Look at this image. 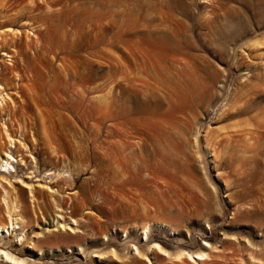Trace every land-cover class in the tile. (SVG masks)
Segmentation results:
<instances>
[{
    "label": "rangeland",
    "instance_id": "374dc122",
    "mask_svg": "<svg viewBox=\"0 0 264 264\" xmlns=\"http://www.w3.org/2000/svg\"><path fill=\"white\" fill-rule=\"evenodd\" d=\"M6 32L0 156L18 172L0 167V249L202 264L208 246L215 264H264V0H0Z\"/></svg>",
    "mask_w": 264,
    "mask_h": 264
},
{
    "label": "bare ground",
    "instance_id": "6f19581e",
    "mask_svg": "<svg viewBox=\"0 0 264 264\" xmlns=\"http://www.w3.org/2000/svg\"><path fill=\"white\" fill-rule=\"evenodd\" d=\"M8 21L6 20L4 23H7ZM10 30L12 29V28H9ZM18 32H21V30H19ZM11 32H6V33H3V34H1L0 33V47H2V46H4V45H6V41H7V35L8 34H10ZM15 34V36H18L16 33H14ZM14 50L16 51V52H18V50L17 49H15L14 48ZM3 54L4 55H9V56H12V54H9V52H7V51H3ZM27 65H28V70H26V71H29V75H33V74H35L34 73V68H33V61H32V59H30L29 60V62L28 63H26ZM0 67H1V64H0ZM18 67V65H17V62H16V60H15V64H14V68L16 69ZM22 76V75H21ZM30 80L31 81H33V78H30ZM31 91V92H30ZM29 91V99H33L35 102H36V92L33 90V88H31V90ZM11 96V95H10ZM10 96H9V93H8V85L5 83V82H2V81H0V100H1V102H2V109H5L6 107H9L10 106V103H9V101H10ZM12 97V96H11ZM12 100V99H11ZM14 101V100H13ZM35 104V106H36V108L38 109V111H37V115H39L40 116V118L39 119H42L43 121L41 122L42 123V126H45V120H46V117L45 116H48V109L46 110V111H44L43 109H41V108H39V103L37 102V103H34ZM19 107H20V109H22V106H20L19 105ZM24 108H28V104L26 103V105H24L23 106ZM22 113H23V111H22ZM11 115H14L13 114V111H12V114H10V118H13V116L11 117ZM38 119V120H39ZM35 120L33 119L32 120V122H34ZM34 123H36V122H34ZM3 124L5 125V131H6V133H7V136H8V138L12 141L13 140V137H12V135H13V133L10 131V128L7 126V122H3ZM47 126V125H46ZM44 129V133H48V131H47V127L46 128H43ZM51 135V134H50ZM10 141V142H11ZM14 141V140H13ZM54 142V141H53ZM52 142V143H53ZM11 143H13V142H11ZM4 147V142H2V140H1V138H0V153H1V148H3ZM3 150V149H2ZM5 154H6V156H7V158L5 159V162H3L2 161V158H1V156H0V167L3 169V167H5L2 171H12V170H15V171H17L18 169L16 168V165H13L12 164V162H11V159H13L14 160V152H9V151H7V152H5ZM39 169H36L35 171H38ZM1 171V172H2ZM18 172V171H17ZM39 172V171H38ZM2 174H4V173H2ZM5 175V174H4ZM12 175L13 176H15V177H17V174L16 173H12ZM3 177V176H2ZM6 178V177H5ZM2 179V178H1ZM9 181V180H8ZM1 182V181H0ZM11 182V181H10ZM10 184V183H9ZM7 189H5V191H6ZM12 190V189H11ZM9 194H10V192L8 191H6L5 192V194L3 195V201H5V202H7L8 201V198L10 197L9 196ZM10 202H12L11 200H10ZM9 202V203H10ZM14 202V201H13ZM12 202V203H13ZM15 203V202H14ZM16 204V203H15ZM14 204V205H15ZM6 205H7V203H6ZM12 205V204H11ZM18 206V205H17ZM7 207V206H6ZM12 206H10V208H11ZM14 207V206H13ZM13 207H12V209H13ZM9 208V207H8ZM9 208V209H10ZM7 209V208H6ZM16 209V206H15V208L13 209V210H15ZM10 211V210H9ZM12 211V210H11ZM16 212V211H15ZM8 213H11V212H8ZM14 213V212H13ZM19 213V212H18ZM1 215V214H0ZM9 216V219H10V223H8V225L6 224L5 226H6V228L5 227H2L3 228V230H2V232L4 231L5 232V229H7V232H10L9 230H13V229H17V223L16 222H13V218L11 217V214H9L8 215ZM16 216V215H15ZM18 217V216H17ZM19 217H21V216H19ZM59 217L61 218V219H63L61 222H60V226L61 227H66L67 229H69V230H71V231H73V232H75V231H77V227H68V226H66V225H64L63 224V222H64V216L63 215H59ZM19 219V218H18ZM23 219V218H22ZM66 219V218H65ZM15 220H17V219H15ZM71 221L72 222H74L76 225H77V221H76V219H71ZM3 226V225H2ZM1 228V227H0ZM19 228V227H18ZM76 233V232H75ZM0 235H2V234H0ZM4 235V234H3ZM154 247H155V251H154V254H156V257H157V259H158V261L160 262L161 260H159V258L160 257H163L165 254H163L164 253V251L165 250H163L162 249V247L160 246V245H158L157 243L154 245ZM207 248H208V246H207ZM207 248H203L202 249V251H199L198 253H197V255H198V257H199V259L201 260V263L202 264H215L216 263V261L214 260V259H211V257H210V254H208V253H206L205 252V250H207ZM205 249V250H204ZM168 251V250H167ZM137 252L140 254V255H144V251H142V250H139L138 249V247H137ZM163 252V253H162ZM211 252V251H210ZM146 253V252H145ZM166 253V252H165ZM186 253V252H185ZM183 251H181V252H178V254L176 255V261H174V264H182V261L185 259V257L183 258L182 257V255L183 254H185ZM234 254V253H233ZM169 257L168 258H170V254L168 253L167 254ZM185 255H188V256H190V257H192V254L190 253V252H187ZM210 257V259L211 260H207V259H205V258H203V257ZM102 257V256H101ZM136 258H140V257H137L136 256ZM214 258V257H213ZM180 260V261H179ZM0 261H4V262H7L8 264H28L23 258H19V257H16V256H14L12 253H10L9 251H7V249L5 250V249H0ZM159 264H161V263H159Z\"/></svg>",
    "mask_w": 264,
    "mask_h": 264
}]
</instances>
